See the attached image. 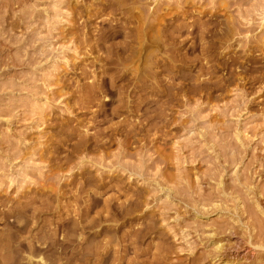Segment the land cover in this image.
I'll return each instance as SVG.
<instances>
[{
	"label": "rangeland",
	"instance_id": "rangeland-1",
	"mask_svg": "<svg viewBox=\"0 0 264 264\" xmlns=\"http://www.w3.org/2000/svg\"><path fill=\"white\" fill-rule=\"evenodd\" d=\"M108 3L0 0L2 236L17 230L25 219L26 228L15 241L28 239L31 232L46 237L55 228L60 243L66 232L60 221L75 219V208L82 206L83 199L72 197L71 179L76 175L77 186L82 174L99 179L103 171L104 182L111 179L114 189L107 188L101 200L119 196L122 203L126 193L135 197L134 204L125 208L132 212L124 210L103 223L107 234L118 240L112 249L120 248L116 243L121 239V245L133 242L122 252L121 264H264V0H140L130 5L135 15L152 13L157 6V19L149 17L155 27L168 31L183 27L173 48L178 55L185 54L184 59L173 58L170 46L167 52L157 51L168 60L158 68L162 71L157 78L171 82V72L177 71L175 81L183 84L179 91L166 87L167 95L161 99H169L162 120L154 115L157 105L150 103L158 96L146 94L136 83L129 100L137 101L140 93L141 99L145 97L136 112L126 96H122L125 103L117 101L108 74L101 75L103 45L124 41L122 33L108 30L109 25L127 15L126 10H103ZM204 21L216 25L217 31L205 40L215 42L216 58L207 64L214 67L213 80H228L225 89L211 92L197 89L199 80L209 74L201 67L207 59L196 31L190 33ZM226 29L230 35L219 38ZM95 42L102 47L100 52L89 48ZM226 62L227 68L222 66ZM138 64L134 62L132 70ZM99 75L106 77L104 92L97 90L92 104L81 105L85 85L96 83ZM114 79V86L127 82ZM100 100L105 103L101 110ZM127 123L129 127L143 123L145 128L140 124L141 131L136 128V134L126 137L122 131ZM111 124L123 127L111 135L106 148L73 150L79 134L91 136ZM65 153L72 159L59 164ZM100 156L105 159L102 166L97 163ZM47 196L53 209H44L39 220H33L36 224L30 211L24 216L10 213ZM57 196L61 205L52 201ZM102 204L93 207L92 216ZM83 231L84 237L91 234L89 242L101 243V236H93L95 228ZM89 242L83 248L91 247ZM52 250L34 253L44 260L32 264H57L60 250ZM62 255L61 264L66 260Z\"/></svg>",
	"mask_w": 264,
	"mask_h": 264
},
{
	"label": "bare ground",
	"instance_id": "bare-ground-1",
	"mask_svg": "<svg viewBox=\"0 0 264 264\" xmlns=\"http://www.w3.org/2000/svg\"><path fill=\"white\" fill-rule=\"evenodd\" d=\"M139 1L140 0H109L108 7H104L103 10L109 8L110 12H112V10L113 11L114 10H121V11L126 10L127 12H125V14H127L128 16L126 15V16L122 17L120 19V21L117 22L116 24H110L109 25L108 30L114 34L115 33H122L123 37H124V41L122 43H118L116 45H113V44L112 45L110 44L109 46L103 45L105 56H100L101 57L100 59L103 61V66H104L103 70L101 71V75L106 76L108 74V78H109V82H110L109 83L110 84L109 89H110V92L116 93V95L118 97L117 101H120V103H122V100H123L124 103H125V101L128 103L129 102L133 103V107L136 109V112L140 110L143 102L145 101V97H144V100L141 99V97H142V96L140 97L141 93H140L138 99H136L137 101L131 102L129 100L131 92H134V88L137 84H140V85H138L139 88L141 87V89L143 91H145L146 94H147V92H149L151 96L152 95L158 96L159 98L157 100L152 99V101L150 103L152 104V102H154V104L157 105L156 110H154V111H156V114H154V115L159 120L160 119L162 120V117H164V113H163L164 112V106L168 103L167 100L169 99V98L167 100H164L165 98L161 99L162 96H164L166 94L165 93V91L167 89L166 87H171V89L173 88V89H176L177 91H179V89L182 87L183 84L181 82L175 81V79L178 78V76H179L178 75L179 73L177 71H176V73L171 72V76H169V80H171V82H165L166 80L157 78L159 73L162 71V69H158V68L165 67L166 63L168 61L165 59V57H160V54L157 53V51L162 50V49L163 50L169 49V46H170V48L173 50L171 52L174 53L173 58L179 59L181 57V59H184L185 54L181 55L179 53V55H178V52L177 51L175 52L176 49L173 48L175 46L176 42L178 41V39L182 36V33L184 31H183V27L179 26V25H176L170 31H168V29L166 27H162V28L155 27L154 23L149 20V19H151L149 17L153 16V15H155V16H153L154 18L158 17L159 14L157 12H158L159 8H156L157 6H155L152 9V11H153V12L151 11L152 13H149V14L148 13L147 14L140 13V14L135 15L133 13V11L132 12L130 11V9H131L130 5L132 6L136 3H138ZM156 19L157 18H155V20ZM132 23L133 24L135 23L136 25L130 26V24H132ZM194 31H196L198 45L201 49L200 51L202 52V54L204 56L203 58L208 60V61L206 60L205 63H202L201 67H203L205 69L206 74H209L207 78L199 80L198 86L196 85L197 89L208 90L209 92H211L212 90L225 89L226 83L228 82V80L227 79L213 80V77L215 76V74H214L215 72L213 71L214 67H213V65H210V66L207 65L211 60L216 58V55L214 54L215 42L212 39H210L209 41H206V42H205V40L207 37L211 38L214 35H216V33H217L216 25L212 24V22H210V21H204L202 25L198 24L195 27L193 26L192 31H190V33L194 32ZM221 35L223 37L224 36L227 37L230 34H229V31L226 29V30H224V32H222L220 34L219 38H222ZM102 36L104 37V35H102ZM99 40L101 42L102 38H100ZM152 47H155L156 49H152ZM89 48L92 49L93 51L100 52V49L102 47L99 48V43H96L94 45H89ZM191 48H193V46H191L190 49ZM165 52H167V50ZM158 55L160 58L158 57ZM168 55L171 56V54H168ZM174 60L175 59H173V62H174ZM137 61L139 62V64L136 66L135 69L132 70L133 63L137 62ZM215 62H216V60H215ZM222 66L227 68L226 67L227 62L224 63ZM109 71H112V73H110V75L108 73ZM129 74H131V76H133L132 77L133 80L131 79V76H128ZM101 75H99V77H97V80H95L96 83L93 82V84L91 83V84L85 85L87 89H85L86 90L85 95H84L85 97H83V100H82L83 103H81V105L82 104L89 105L90 103L92 104V102L96 99V94H97L96 91L97 90L100 92H104V87L106 85V77H103ZM126 77L131 79V80H128ZM114 78H119L122 80L125 78V80H127V82L125 81L126 83H124V84L119 83V85L114 86V84H115ZM112 79H114V80H112ZM147 81H149V82H147ZM231 81H233V80H231ZM130 87H132V88H130ZM136 88H138V87H136ZM122 96H126L127 99L124 101ZM101 100H100V104H99V110L102 109V106L103 107L105 106V103ZM117 103H119V102H117ZM119 106L120 105L118 104V106H116V108H112L111 114L116 113L117 112L116 109L119 108ZM123 106H124V104H123ZM145 109L149 110V108H145ZM103 110H104V108H103ZM101 112L103 113V111H101ZM101 112H99V113H101ZM99 113L98 114L95 113V114L99 115ZM145 113H147V112H145ZM160 122H162V121H160ZM140 124L142 126V129H144L145 125L143 123L132 124V126H130V127H129L130 124L127 123L125 126L126 128L123 127L122 125H117V124L112 125L111 124L110 126H106V128L100 129V131L98 129H96L97 131H94L96 133L93 132L94 134L91 136H90V134H86V133H84V135L79 134V137H78L76 143H74V146L72 145L73 150L74 151L75 150L79 151V149H81V150L87 149L88 150L90 148L91 150L93 149L95 151V150H101L100 148L104 149V148H106L107 144L109 142H111L110 137L112 134H114V132H118L123 127L124 130L122 129L123 130L122 133L125 132L124 135L126 137L130 136L132 134L134 135V134H136V128H138L139 131L142 130L141 128H139L140 126L138 127V125H140ZM162 124H163V122H162ZM94 127H96V126H94ZM127 127H128V129H127ZM61 159H63V161L59 164L63 165L64 163H69L70 159H72V158H71L70 154H66L64 157H61ZM104 160L105 159L100 156L98 162H97V160L96 161L94 160V161L97 163L101 162L99 164V165H101V164H103ZM92 161L90 160L89 163H92ZM58 162L56 164H58ZM117 163H119V162H117ZM93 165H94V163H93ZM102 174H103V171L100 173L101 178L99 177V179L94 178L88 174L87 175L82 174L80 177L81 180L77 186H76V182L73 180V179H75L76 175L74 176L73 179H71L69 184L71 186H73L72 188L75 187L74 192L72 191L73 192L72 197L74 198V200L75 199H77V200L83 199V200H81L82 206L78 205V207L75 208V210H74V212H75L74 217H76L75 219L67 218V221H63V220L60 221V223H59L60 226H62V228L65 227V228H63V230L66 231V232L64 231L65 234L62 236V238H61L62 240H60L61 241L60 243L56 239L57 234H56L55 228H54V230H52V232H49L50 233V234H48L49 236L46 235V237H44L45 236L44 235L41 238H39L40 236L38 234H36L38 236H34V234L32 232L31 233L33 235L29 232L30 230L27 231L28 228L30 229L29 224L27 226L26 231L30 233V237H28L29 236L28 235L27 236L28 239H25L23 241H19V239H18V241H15L16 238H18L17 237L18 233L21 232V230H24L26 228V222L23 221L25 219L21 220L23 223L22 224L20 223L21 226L17 227L16 228L17 230H15L13 228L15 231H11L12 229H9L10 231L5 232L4 236H2L3 234L0 232L1 233V235H0V264H32L33 262H36L35 259H38V258H39L40 262H43L44 259L42 258V256L37 258L35 255V257H34V253H40L42 250L53 251L52 249H55L56 247H57L58 251L60 250L59 257L57 256L58 254L56 255L58 258L54 257L57 259L56 261L54 260V262H56V263L58 262L57 264L62 263L61 262L62 258L60 257L62 254H64L63 258H66V260H65V262H63V264L64 263L65 264H121V260H123L122 252L127 251L129 249V246L130 245L132 246L133 242L130 241V242H128L129 243L128 245H126V244L121 245V242L124 243L123 242L124 240L121 239L120 243H118V242L116 243V245L120 244V248L119 249H112V247L115 246L113 243H115L118 240H116L115 236H113L114 234L113 235L111 234V236L108 235L110 232L108 233L105 230V225L103 223L113 220L112 219L113 217L111 218V216H113V215L115 216L116 214L118 215L119 213L121 214L122 212H124L126 207L128 208V206L130 207L132 204H134L133 202L135 201V197L132 194L126 193V195L124 197L125 199L123 200L124 202H122V203H120L121 201L118 202L119 196L118 197L113 196L111 198H107V197L104 198L103 197V200H101L103 193L107 191V188H110V189L113 188L114 189V187H113L114 185L113 186L110 185L111 179L107 182H104L105 176L103 175L104 176L103 177ZM98 181H100L99 184H98ZM70 185H69V187H70ZM115 187H117V186H115ZM49 198H50V196H47V197H44V199H39V201H36V200L34 201V199H32L31 200L32 202L30 203V205H27L22 210H18V211L14 210V211H11L10 213L12 215L19 214L22 216L23 215L22 213L30 211V217L32 218L31 221L33 222V220L38 219V217L41 215V213L43 212L44 209H49V208L53 209L50 206H52V205L54 206V204L49 202V201H51V199L49 200ZM133 198H134V200H133ZM137 198H139V197H137ZM52 201L54 203H56L57 205L62 204V203H60V199L58 196ZM36 202H38L39 205H36L35 204ZM101 202H103L101 211H97V212L95 211L96 216H92L91 213H92L93 207L99 206L101 204ZM116 202H118V204ZM125 202H127V203H125ZM114 203H116V204H114ZM1 204H3L2 201H1ZM135 207H136V204H135ZM138 207H139V205L137 206V208ZM129 209H127L125 211H127L128 213L132 212V208H131V211ZM134 209L135 208L133 207V210ZM18 217H16V220ZM64 218H62V219H64ZM27 220H30V219H27ZM17 221H18V223L20 222L19 219ZM35 221H37V220H35ZM35 224H36V222H35ZM59 224L57 223L56 227H58ZM43 228H44V226H43ZM92 228H95V232L93 233L94 237L95 236H99V237L101 236L102 237L101 243H98L99 241L98 242L93 241L92 242L93 244L91 242H89L88 239H90L91 234L90 235L88 234L86 237H84L85 235L83 236V232H84L83 230L91 229V231H92ZM63 230H62V232H63ZM79 230H81V231L78 232ZM135 231H133V232H135ZM137 232L134 234L136 235ZM141 232H142V230H141ZM22 233H23V231H22ZM134 234H133V236H134ZM129 238H131V236ZM136 239H137V237H136ZM114 240H116V241L114 242ZM102 241L104 242V244L102 243ZM87 242L92 244L91 247H88V246H90V245H88L87 247L85 246V248H83L84 247L83 244L87 243ZM24 252H25V254H26V252L28 253L27 256L25 255V257H24V255L22 256V254ZM65 254L69 255V257H67ZM52 260H53V258H52ZM50 263H51L50 261H49V263L47 261V264H50Z\"/></svg>",
	"mask_w": 264,
	"mask_h": 264
}]
</instances>
